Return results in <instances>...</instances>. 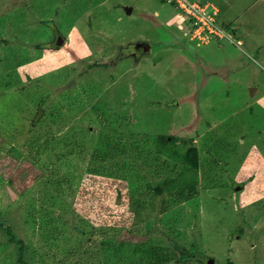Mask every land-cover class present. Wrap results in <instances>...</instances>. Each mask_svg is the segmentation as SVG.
<instances>
[{
  "label": "rangeland",
  "instance_id": "374dc122",
  "mask_svg": "<svg viewBox=\"0 0 264 264\" xmlns=\"http://www.w3.org/2000/svg\"><path fill=\"white\" fill-rule=\"evenodd\" d=\"M190 1L0 0V264H264V0Z\"/></svg>",
  "mask_w": 264,
  "mask_h": 264
},
{
  "label": "trees",
  "instance_id": "16d2710c",
  "mask_svg": "<svg viewBox=\"0 0 264 264\" xmlns=\"http://www.w3.org/2000/svg\"><path fill=\"white\" fill-rule=\"evenodd\" d=\"M3 43H7V42H3ZM129 141V140H128ZM109 144H112L110 146H113L115 148H117L116 151V155L113 156L112 159H119V162L116 163L119 168H116L120 171V169H122L123 171L125 170V164L124 163H120L121 160H126V159H131V157H136L137 155L141 156V151L138 148H135V146H132V143L129 141L126 145V147L124 149L121 150L120 146V142L116 141V139H114V137H112V140L109 141ZM119 147V148H118ZM119 150H121V152H119ZM14 157L16 156L13 152H10ZM16 158L21 159V156H17ZM105 159H107L108 157H104ZM105 159H103L105 161ZM138 160H136V158H134V161L132 162V165L137 168L140 169L142 167V165L139 163L140 162V158H137ZM99 162V161H98ZM113 163V162H112ZM100 164V162H99ZM162 164H167V162L164 160L162 162ZM161 164L160 169H161V174L167 172L166 170L168 169H164L163 165ZM101 165V164H100ZM38 166V165H37ZM46 171H43V174H46ZM152 175V178H154V175ZM170 175L171 174H167V176H159V181L156 183L155 187L152 186L150 183L147 184L146 187V191L149 195L151 196H159L162 195L164 192V188L163 186L161 188H159V184H163L164 182L168 181L170 179ZM28 190V189H27ZM26 190V191H27ZM25 192V191H23ZM197 194V188H191L189 190H185V191H181L178 194H176L174 196V203H180V202H187L190 201L194 198V196H196ZM173 200L169 199V202L172 204ZM144 203V202H143ZM143 208V206H142ZM1 216V214H0ZM1 226V225H0ZM8 236H10V243L14 244L17 243V245L20 246V258H19V262L20 263H24V252H23V244L21 241L19 242H15L14 236L12 235L11 232V228H8ZM153 262L152 264H177L178 260H179V256L176 252L172 251L170 248L163 246V245H159V244H154L153 243Z\"/></svg>",
  "mask_w": 264,
  "mask_h": 264
},
{
  "label": "built area",
  "instance_id": "2783aa9c",
  "mask_svg": "<svg viewBox=\"0 0 264 264\" xmlns=\"http://www.w3.org/2000/svg\"><path fill=\"white\" fill-rule=\"evenodd\" d=\"M190 20L189 31L185 37L199 45H207L213 40H229L232 37L219 21L220 10L211 2L200 3L190 0H165Z\"/></svg>",
  "mask_w": 264,
  "mask_h": 264
},
{
  "label": "water",
  "instance_id": "95a60500",
  "mask_svg": "<svg viewBox=\"0 0 264 264\" xmlns=\"http://www.w3.org/2000/svg\"><path fill=\"white\" fill-rule=\"evenodd\" d=\"M131 11H132V9H127V12H128L129 14H131ZM146 48H151V46H149V45H144V46L142 47V50H141V51H144ZM209 264H213V262L210 261Z\"/></svg>",
  "mask_w": 264,
  "mask_h": 264
},
{
  "label": "clouds",
  "instance_id": "9594fccd",
  "mask_svg": "<svg viewBox=\"0 0 264 264\" xmlns=\"http://www.w3.org/2000/svg\"><path fill=\"white\" fill-rule=\"evenodd\" d=\"M219 8V7H218ZM219 20H220V16H219ZM221 23V22H220ZM204 45V44H203ZM199 46H201V45H199Z\"/></svg>",
  "mask_w": 264,
  "mask_h": 264
},
{
  "label": "crops",
  "instance_id": "0c3cea01",
  "mask_svg": "<svg viewBox=\"0 0 264 264\" xmlns=\"http://www.w3.org/2000/svg\"><path fill=\"white\" fill-rule=\"evenodd\" d=\"M220 14H221V12H220ZM220 21V20H219ZM206 45V44H205ZM207 45H209V44H207Z\"/></svg>",
  "mask_w": 264,
  "mask_h": 264
}]
</instances>
